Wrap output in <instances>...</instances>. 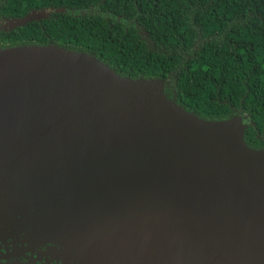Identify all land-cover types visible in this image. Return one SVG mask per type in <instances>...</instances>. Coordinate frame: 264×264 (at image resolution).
Listing matches in <instances>:
<instances>
[{"label": "water", "instance_id": "obj_1", "mask_svg": "<svg viewBox=\"0 0 264 264\" xmlns=\"http://www.w3.org/2000/svg\"><path fill=\"white\" fill-rule=\"evenodd\" d=\"M162 87L53 46L0 49V224L28 225L10 243L0 226L13 254L0 250V264H36L26 252L123 264L110 251L141 264H264V149L243 142L247 116L201 120ZM59 191L85 211H62Z\"/></svg>", "mask_w": 264, "mask_h": 264}, {"label": "trees", "instance_id": "obj_2", "mask_svg": "<svg viewBox=\"0 0 264 264\" xmlns=\"http://www.w3.org/2000/svg\"><path fill=\"white\" fill-rule=\"evenodd\" d=\"M0 49L53 46L116 76L158 80L162 95L204 121L239 114L243 142L264 149V0H0Z\"/></svg>", "mask_w": 264, "mask_h": 264}, {"label": "flooded vegetation", "instance_id": "obj_3", "mask_svg": "<svg viewBox=\"0 0 264 264\" xmlns=\"http://www.w3.org/2000/svg\"><path fill=\"white\" fill-rule=\"evenodd\" d=\"M71 192L72 191H70V190L67 191L68 194H71ZM53 194H54V196H56L58 198L59 194H61V191L56 192V193L54 192ZM68 209H69V204L66 207V210H68ZM17 218H18V216H14L12 218H8V219L4 220V222L2 224H0V226H3L6 230H8V232L6 233V235H8V237L5 239V243H10V242L15 241V240H20V241L23 242L25 240V239H21V238L25 235L24 234V231H25L24 227L25 226H28V225H24L22 223V222L25 221V219L16 221ZM27 220H30V219H27ZM39 222H40V220H38V222L36 221L35 223H33V225L35 224V227H36L37 225H39ZM11 233H13V234H11ZM0 243H1V241H0ZM0 250L2 252L6 251V255H12L13 256V254L10 253L9 248L8 247L6 249L5 248H2L1 247V244H0ZM25 255L28 256V257H30V259L35 260V263L36 264H42V260L37 261V259L35 258V254H32L31 255V253H27L26 252ZM116 259L117 258H112V257L110 258V260H116ZM27 260L28 259L23 260V261L26 262ZM53 264H56V262L53 261Z\"/></svg>", "mask_w": 264, "mask_h": 264}, {"label": "rangeland", "instance_id": "obj_4", "mask_svg": "<svg viewBox=\"0 0 264 264\" xmlns=\"http://www.w3.org/2000/svg\"><path fill=\"white\" fill-rule=\"evenodd\" d=\"M86 191V190H85ZM63 193V192H62ZM89 194V193H88ZM58 198H61L63 201H62V204L60 205V208H61V210L62 211H65L66 210V207H67V205L68 204H71V207H69V209H72V208H75V209H77V208H80L79 210H77V211H82V210H84L85 211V209H83L82 208V206L86 203V199L84 200V199H79L78 200V198L77 197H74V196H62V194H59V196H58ZM88 198H90L91 200H92V197L91 196H88ZM5 199H7V198H5ZM94 201V200H93ZM95 202V201H94ZM65 205V206H64ZM69 209H68V211H69ZM59 210V209H58ZM6 210H2L1 212H0V222H1V220H2V217H4L3 215H4V212H5ZM123 212H124V214H125V218H126V220H131L130 219V217H128V215H127V213L123 210ZM73 214L75 215V216H77V217H82L83 215H85V214H83V213H77V212H73ZM138 214H140V212H138ZM69 224H70V222H68ZM75 224V223H74ZM73 224H71L68 228H71V229H73V228H75V226H72ZM60 225H57V227L56 228H59L60 229ZM161 243V242H160ZM7 247V246H6ZM10 250V249H9ZM110 253H112V256L114 255V257H116L118 260H120L123 264H141V263H139L137 260L135 261V260H133V259H131L130 257H128V254H125V253H115V252H111L110 251ZM75 263V262H74ZM63 264H72V262H65V263H63ZM77 264V263H76Z\"/></svg>", "mask_w": 264, "mask_h": 264}]
</instances>
